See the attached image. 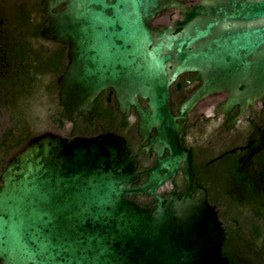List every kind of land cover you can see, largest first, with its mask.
I'll return each instance as SVG.
<instances>
[{
  "label": "water",
  "instance_id": "obj_1",
  "mask_svg": "<svg viewBox=\"0 0 264 264\" xmlns=\"http://www.w3.org/2000/svg\"><path fill=\"white\" fill-rule=\"evenodd\" d=\"M187 1L44 0L51 20L42 33L69 46L58 81L62 121L90 118L99 93L112 88L124 113L135 106L144 138L157 129L147 149L159 157L148 181L134 186L137 162L120 136L32 139L0 173V264H231L207 196L186 193L162 205L157 189L182 160L195 184L171 109L180 73L204 80L188 109L213 92L229 93L226 110L264 97V0ZM174 8L175 24L154 25ZM165 147L170 155L160 159ZM146 192L160 200L156 209L131 198Z\"/></svg>",
  "mask_w": 264,
  "mask_h": 264
},
{
  "label": "flooded vegetation",
  "instance_id": "obj_2",
  "mask_svg": "<svg viewBox=\"0 0 264 264\" xmlns=\"http://www.w3.org/2000/svg\"><path fill=\"white\" fill-rule=\"evenodd\" d=\"M196 2L187 1L189 5ZM63 7L60 4L53 12ZM180 16L174 8L154 25H173ZM50 20L44 0H0V173L16 151L44 133L65 137L113 133L124 139L126 154L137 162L139 178L133 185L145 183L159 157L156 149H147L157 129L153 127L144 138L135 106L124 113L112 88L99 93L90 118L62 121L58 81L69 63V46L42 33ZM41 83L55 98L47 116L31 120L23 128L17 126L18 130L10 127L7 114L23 97L36 94ZM203 83L197 71H184L170 88L172 113L182 125V146L190 152L195 184L190 187L187 160H182L157 193L162 205L186 193L190 198L207 196L226 230L223 252L230 263L264 264V97L226 110L229 93L220 91L202 97L190 109L184 107ZM140 103L147 105L143 99ZM33 114L32 108L26 111L28 116ZM169 155L170 149L165 147L160 159ZM167 172L163 168L159 173ZM131 198L150 209L160 202L151 192L134 193Z\"/></svg>",
  "mask_w": 264,
  "mask_h": 264
},
{
  "label": "rangeland",
  "instance_id": "obj_3",
  "mask_svg": "<svg viewBox=\"0 0 264 264\" xmlns=\"http://www.w3.org/2000/svg\"><path fill=\"white\" fill-rule=\"evenodd\" d=\"M32 93H34V96L29 101ZM32 93L28 95L29 97H23V100L18 102L14 109H11L9 114H7V123L10 127H15V129L18 130L17 126L23 128L27 123L29 124L31 120L47 116L55 102L53 92L47 90L44 84L41 83L37 87L36 94L35 91ZM29 108L33 110V117L26 115V111Z\"/></svg>",
  "mask_w": 264,
  "mask_h": 264
}]
</instances>
